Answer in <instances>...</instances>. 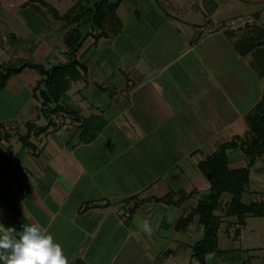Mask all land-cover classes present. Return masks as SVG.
<instances>
[{
  "label": "crops",
  "instance_id": "crops-1",
  "mask_svg": "<svg viewBox=\"0 0 264 264\" xmlns=\"http://www.w3.org/2000/svg\"><path fill=\"white\" fill-rule=\"evenodd\" d=\"M29 2L16 10L0 0V63L45 59L51 69L72 62L65 35L73 26L60 25L63 37L53 43L33 42L39 22L25 9ZM111 10L118 27L106 17V34L83 42L75 57L86 71L77 66L63 111L51 114L45 132H32L31 146L21 139L27 124L50 120L37 89L45 76L26 67L0 88L10 108L25 95L16 115L0 117V223L18 231L39 226L61 244L68 264H200L193 257L204 235L199 216L186 227L177 223L210 192L200 161L248 133L264 98V57L258 62L255 54L264 43V0H122ZM204 24L214 32L196 31ZM228 154L231 168L246 167L240 148ZM251 190L244 203L264 199L247 201ZM171 192L175 201L188 198L155 199ZM230 199L217 211L218 248L206 257L230 251L231 237L243 241L250 216L244 225L225 216ZM256 249L250 243L248 264H256Z\"/></svg>",
  "mask_w": 264,
  "mask_h": 264
},
{
  "label": "trees",
  "instance_id": "trees-1",
  "mask_svg": "<svg viewBox=\"0 0 264 264\" xmlns=\"http://www.w3.org/2000/svg\"><path fill=\"white\" fill-rule=\"evenodd\" d=\"M30 1H38L45 5L53 12L57 19L73 22L74 26L66 33L65 40L70 49H75L83 32L80 26L88 22L92 15V10H86L89 0H83V2L79 0L75 6L63 15H60L57 9L46 0ZM105 5H109L108 1H103L97 5V15L95 17V22L101 29L100 36L106 34L104 30V23L107 17L104 12ZM116 5L110 6L114 8ZM78 49L75 50L74 56ZM77 66H81L86 71V67L78 59H75L69 64L55 66L51 69H46L44 65L32 62H27L20 66H8L0 63V88H4L13 75L21 73L26 67L38 69L45 76L39 82L37 89L40 91V96L43 99L42 110L50 120L46 126L42 127H38L35 123L29 122L27 124V134L21 136L25 145H32L29 142L32 132L41 134L52 125V113L63 111L64 108L60 105V99L69 89L70 82L80 75ZM43 85H45V88ZM257 108L256 112L249 117L250 129L248 133L244 136L235 135L231 140L221 144L211 155H208L200 161L199 168L211 184L210 192L199 200L194 210L186 216L180 217L178 220L177 227L182 228L186 227L195 215L199 216V223L204 227V235L194 245L193 257L200 264H206L207 253L218 248V231L222 223V215L218 214L217 211L222 207V196L224 194L228 193L231 195L230 201H228L224 208L225 216L235 217L242 225L246 223L248 216L264 217V199L250 203H244L242 201L243 193L250 189V168L247 166L231 168L228 154L229 149L240 148L245 154L251 157L252 162L258 156L264 155V98L258 104ZM173 195L174 193L171 192L165 197L155 199L168 204H182L188 198L181 197L175 201Z\"/></svg>",
  "mask_w": 264,
  "mask_h": 264
},
{
  "label": "rangeland",
  "instance_id": "rangeland-1",
  "mask_svg": "<svg viewBox=\"0 0 264 264\" xmlns=\"http://www.w3.org/2000/svg\"><path fill=\"white\" fill-rule=\"evenodd\" d=\"M25 1L30 0H9V4L14 6L16 10L24 9L20 6V4H23ZM51 5H53L55 8H57L61 13L67 12L69 9H71L73 6H75L78 3V0H47ZM129 1V0H125ZM8 2V1H7ZM83 2V0H82ZM109 5L104 6V12L107 15V20H112L115 22L114 29L118 27L117 19L112 12V7ZM27 11H31L33 13V18L31 20L38 21L39 24L36 26L39 27V30L37 31L34 28V32H37V35H33L32 38H34L33 42L38 41L37 38L40 36L43 40L47 41L49 44L53 43L58 38L63 37V30L61 27H59L62 24L74 26L73 22H69L64 19H57L53 12L46 7L45 5L41 4L40 2L36 1H30L27 4V8H25ZM8 37L12 40V37L10 34H8ZM258 37V36H257ZM263 41H264V35H262ZM36 40V41H35ZM255 54L258 56L257 60L258 62L261 60V57H264V43L259 47H257ZM35 60V59H32ZM36 62L42 63V65H46L45 59L36 60ZM21 61L16 60L15 65L20 66ZM257 65V64H256ZM259 66V65H258ZM259 68V67H258ZM34 72L40 73L38 69L34 70ZM259 72V70H258ZM261 83H257V96L260 98L261 94ZM24 94L16 100L14 103H12V108L10 104V97L9 93L6 91L0 92V117L3 116V118H9L16 115L17 112H19L20 108L24 106L25 104V98ZM35 106V103H32L30 105V109ZM5 109V110H2ZM258 108L256 107L255 111ZM254 114V113H253ZM42 118L46 122V116L44 113H41ZM242 157L240 161H244V166H250L251 163V157L247 154H242ZM264 157V155H262ZM261 156L257 158L255 161V164L251 166V182L250 187L251 189L255 190L254 197L252 195L246 196V200H253V199H259L264 196V158ZM237 158V157H236ZM234 158V159H236ZM249 193V192H246ZM230 194H224L222 196V201L225 203L229 198ZM233 230H236L235 225L232 226ZM243 241H241L240 238L237 237H231L230 242V251H224L222 256L216 257L215 255H211V259H208L209 263L213 261L214 259L220 260L224 258L225 262L230 261L232 264H248L249 258H248V251L249 246L251 244L257 245V261L256 264H264V217H254L250 216L247 220V226L243 227ZM234 233V232H233ZM253 242V243H252ZM224 246V243H222ZM243 247V250H233V247ZM253 263V262H251ZM254 264V263H253Z\"/></svg>",
  "mask_w": 264,
  "mask_h": 264
},
{
  "label": "clouds",
  "instance_id": "clouds-1",
  "mask_svg": "<svg viewBox=\"0 0 264 264\" xmlns=\"http://www.w3.org/2000/svg\"><path fill=\"white\" fill-rule=\"evenodd\" d=\"M144 229L151 234L147 222ZM0 264H68V258L53 235L39 226L24 225L18 231L0 223Z\"/></svg>",
  "mask_w": 264,
  "mask_h": 264
},
{
  "label": "water",
  "instance_id": "water-1",
  "mask_svg": "<svg viewBox=\"0 0 264 264\" xmlns=\"http://www.w3.org/2000/svg\"><path fill=\"white\" fill-rule=\"evenodd\" d=\"M103 1H108L109 4L111 5H116L118 4L121 0H89L86 10H92V15L91 18L88 22L83 23L80 26V29L83 31L82 36L80 40L78 41V44L76 45L75 49H72L68 53V57L71 58L72 61L76 59V57L73 55L75 50L78 49L84 42V40L89 36H100L101 35V29L95 22V17L97 15V5L102 3ZM56 66H63V65H56ZM52 72V71H51ZM45 88V85H43Z\"/></svg>",
  "mask_w": 264,
  "mask_h": 264
},
{
  "label": "built area",
  "instance_id": "built-area-1",
  "mask_svg": "<svg viewBox=\"0 0 264 264\" xmlns=\"http://www.w3.org/2000/svg\"><path fill=\"white\" fill-rule=\"evenodd\" d=\"M214 28L212 27V24H204V25H200L199 27H196V31H201V32H208V33H212L214 32ZM130 214H126V218L129 216Z\"/></svg>",
  "mask_w": 264,
  "mask_h": 264
}]
</instances>
